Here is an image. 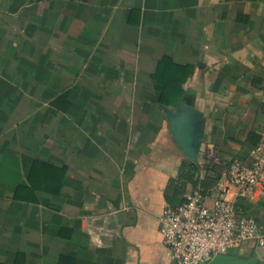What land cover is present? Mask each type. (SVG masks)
<instances>
[{
	"label": "crops",
	"instance_id": "crops-1",
	"mask_svg": "<svg viewBox=\"0 0 264 264\" xmlns=\"http://www.w3.org/2000/svg\"><path fill=\"white\" fill-rule=\"evenodd\" d=\"M165 58L205 119L197 162L249 159L264 0H0V264H171L159 217L189 158L158 101ZM242 203L264 232V181ZM242 253L264 264V245Z\"/></svg>",
	"mask_w": 264,
	"mask_h": 264
},
{
	"label": "built area",
	"instance_id": "built-area-1",
	"mask_svg": "<svg viewBox=\"0 0 264 264\" xmlns=\"http://www.w3.org/2000/svg\"><path fill=\"white\" fill-rule=\"evenodd\" d=\"M204 156L220 163L214 148ZM264 181V141L250 152L226 162L207 190L195 188L175 206L166 205L159 217V230L170 249L171 264H207L216 254H226L247 242L264 245V232L257 219L242 214L240 199H250Z\"/></svg>",
	"mask_w": 264,
	"mask_h": 264
},
{
	"label": "trees",
	"instance_id": "trees-1",
	"mask_svg": "<svg viewBox=\"0 0 264 264\" xmlns=\"http://www.w3.org/2000/svg\"><path fill=\"white\" fill-rule=\"evenodd\" d=\"M184 75L182 65L172 63L168 58L163 59L154 74L156 88L159 92L158 101L164 106H176L178 100L182 98V92L179 91ZM253 135V134H252ZM249 138H251V136ZM253 144H257L256 139H251ZM226 162H192L186 159L182 162L180 174L176 178H171L166 188L165 198L167 205L175 206L185 200L188 186L192 189L201 187L203 190L210 188L220 172L217 167H224ZM203 172V177L200 174ZM243 199L238 201V206L242 214L247 211L242 203ZM246 244V243H245ZM244 244V245H245ZM242 256H250V254H240Z\"/></svg>",
	"mask_w": 264,
	"mask_h": 264
},
{
	"label": "water",
	"instance_id": "water-1",
	"mask_svg": "<svg viewBox=\"0 0 264 264\" xmlns=\"http://www.w3.org/2000/svg\"><path fill=\"white\" fill-rule=\"evenodd\" d=\"M172 136L182 152L197 162L204 138V116L189 100H179L174 109L164 108ZM207 264H262L255 255L216 254Z\"/></svg>",
	"mask_w": 264,
	"mask_h": 264
},
{
	"label": "rangeland",
	"instance_id": "rangeland-1",
	"mask_svg": "<svg viewBox=\"0 0 264 264\" xmlns=\"http://www.w3.org/2000/svg\"><path fill=\"white\" fill-rule=\"evenodd\" d=\"M206 161H207L206 163L212 164V162L209 161L208 159H206ZM221 167L222 166L217 167V171L221 170ZM239 252H240V248H233V249L229 250V253H232V254H239Z\"/></svg>",
	"mask_w": 264,
	"mask_h": 264
}]
</instances>
